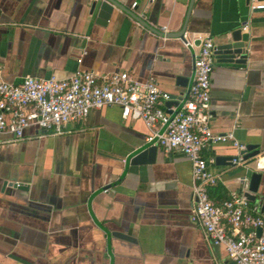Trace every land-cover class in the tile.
<instances>
[{"label":"crops","instance_id":"crops-1","mask_svg":"<svg viewBox=\"0 0 264 264\" xmlns=\"http://www.w3.org/2000/svg\"><path fill=\"white\" fill-rule=\"evenodd\" d=\"M117 1L150 27L117 7L101 16L102 0H0V80L127 71L154 78L176 108L193 83L196 36L219 45L241 29L246 63L216 55L211 127L252 148L243 154L218 142L203 155L222 174L210 188L216 203L241 194L248 172H261L262 193L250 204L264 216V9H252L255 0ZM185 27V41L154 31ZM67 129L51 135L32 126L19 140L0 134V264H235L192 220L190 160L161 147L152 156L143 120L112 106ZM239 155L247 165L217 161Z\"/></svg>","mask_w":264,"mask_h":264},{"label":"built area","instance_id":"built-area-1","mask_svg":"<svg viewBox=\"0 0 264 264\" xmlns=\"http://www.w3.org/2000/svg\"><path fill=\"white\" fill-rule=\"evenodd\" d=\"M259 8H264V3L255 0L252 9ZM196 39L200 46L194 59V79L180 107L166 106L171 94L154 78L141 81L127 71L99 74L80 69L66 79L26 76L18 83L0 80V134H11L19 140L28 128L37 126L45 134L61 135L70 131L68 125L85 121L93 109L118 106L123 118L145 122L150 130L148 142L190 160L192 220L204 228L209 240L224 248L235 264H264V216L258 207L238 192L221 203L210 197V188L222 174L209 169L214 158H205L204 150L227 141L240 151L245 146L232 132L212 130L211 88L217 44L211 35L200 34ZM191 43L186 38V45ZM232 163L242 166L248 160L239 155ZM257 167H264V156L258 158Z\"/></svg>","mask_w":264,"mask_h":264},{"label":"water","instance_id":"water-1","mask_svg":"<svg viewBox=\"0 0 264 264\" xmlns=\"http://www.w3.org/2000/svg\"><path fill=\"white\" fill-rule=\"evenodd\" d=\"M114 7L121 8L125 12L131 14L135 19H137L139 22L143 23L145 26L150 27L147 22L139 18L136 14H134L131 10L126 8L125 6H122L117 0H102L100 4V9H101V16L103 17H108L110 13L114 11ZM264 8H259L257 10H263ZM154 31L158 34H161L162 36L165 37H180L185 41V33L187 31L186 27L183 28L180 32V34L175 35V34H168L165 31H159L155 30ZM247 42H246V36L242 34V30H236L233 32L230 38H227L225 42L217 45V50H216V55H225L224 58H221V60L225 62H237V63H246L248 59V52H247ZM237 56L239 58H237ZM192 85V84H191ZM191 87V86H190ZM189 87V90H190ZM188 90V92H189ZM186 94L185 98H180L177 101V107H180L182 103L187 99ZM173 98L174 96H171V99L166 102V106L170 107L171 104L173 103ZM252 146H248L246 150H243L242 153L245 154L249 150H251ZM158 150V146L154 145L153 147L150 148V153L153 154ZM255 155L258 154V151L254 153ZM219 164H226L224 160H229L232 161L233 157L228 156V157H222L219 156L217 158ZM263 179V174L259 171H251V173H247L245 176L241 178V181L243 183V191L241 192L243 198L248 200L249 202H256L258 200V195L261 194V182ZM259 234L261 233V229H258ZM121 237H124L123 234H118Z\"/></svg>","mask_w":264,"mask_h":264}]
</instances>
